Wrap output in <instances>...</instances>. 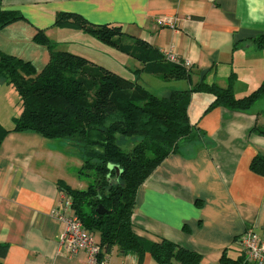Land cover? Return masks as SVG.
Segmentation results:
<instances>
[{
  "label": "crops",
  "instance_id": "0c3cea01",
  "mask_svg": "<svg viewBox=\"0 0 264 264\" xmlns=\"http://www.w3.org/2000/svg\"><path fill=\"white\" fill-rule=\"evenodd\" d=\"M0 9L24 18L0 31V52L29 62L37 73L49 61L48 49L34 42L38 31L59 51L91 62L93 52H104L106 45L90 35L53 26L58 13H72L93 25L120 27L126 45L139 39L189 61L191 81L179 91L201 81L225 88L233 73L234 95L242 98L264 79V50L252 44L264 33V0H0ZM164 16L174 18V27L157 24ZM142 76L167 83L141 74L139 84ZM212 100L192 95L189 119L205 140L157 167L138 188L131 218L137 236L195 251L199 264H220L224 250L234 260L241 257L235 241L247 230L264 241V177L249 168L255 156L264 158V137L251 132L264 129V98L244 112L217 107L204 114ZM20 114L17 92L0 82V127L8 131L0 143V245L8 246L1 263L87 264L85 253L59 251L64 226L53 216L61 196L57 181L85 190L71 175L73 166L74 172L82 166L79 154L66 143L56 148L35 133L11 131ZM108 260L137 264L117 248ZM143 264L155 263L146 254Z\"/></svg>",
  "mask_w": 264,
  "mask_h": 264
},
{
  "label": "trees",
  "instance_id": "16d2710c",
  "mask_svg": "<svg viewBox=\"0 0 264 264\" xmlns=\"http://www.w3.org/2000/svg\"><path fill=\"white\" fill-rule=\"evenodd\" d=\"M16 11L0 9V31L23 21ZM54 27L81 31L139 62L133 72L136 80L125 79L78 55L59 51L44 32L34 37L45 46L49 61L37 73L29 62L0 52V82L13 86L21 105L11 131L31 132L46 140H61L75 149L82 161L77 172L87 181L86 190H75L57 181V189L70 197L85 229L99 236V259L114 248L123 255H134L143 264L150 255L155 264H199V253L170 241L152 242L133 231L132 214L138 188L170 155L180 154L205 140L193 123L188 108L193 94H208L212 102L204 114L220 107L244 112L264 98V79L250 94L236 98L235 75L227 78L225 88L204 81L183 91L157 97L138 83L141 74L160 75L164 81H191L190 68L170 63L146 42L133 39L122 44L120 27L93 25L81 16L58 13ZM255 49L264 50V33L252 40ZM264 137V129L251 131ZM8 131L0 127V143ZM128 139L131 147L123 151L119 142ZM250 170L264 177V158L255 156ZM102 207L104 212L96 210ZM7 245H0V264ZM220 264H242L222 252Z\"/></svg>",
  "mask_w": 264,
  "mask_h": 264
},
{
  "label": "built area",
  "instance_id": "2783aa9c",
  "mask_svg": "<svg viewBox=\"0 0 264 264\" xmlns=\"http://www.w3.org/2000/svg\"><path fill=\"white\" fill-rule=\"evenodd\" d=\"M174 18L164 16L157 20L162 27H174ZM166 61L183 65L186 69L191 67L187 60H181L176 54L161 53ZM55 219L64 226L59 238V251L70 257H76L80 253L87 256V264H110L108 257L99 259V245L93 234L84 228L72 206V200L61 193L60 200L53 210ZM240 249L242 264H264V241L253 231L247 230L235 241Z\"/></svg>",
  "mask_w": 264,
  "mask_h": 264
},
{
  "label": "rangeland",
  "instance_id": "374dc122",
  "mask_svg": "<svg viewBox=\"0 0 264 264\" xmlns=\"http://www.w3.org/2000/svg\"><path fill=\"white\" fill-rule=\"evenodd\" d=\"M119 41L120 42L122 41L121 42L122 44H127V40L124 39L123 36L119 39ZM101 47L104 51L102 52V54L95 51L96 53H98L96 54L98 59L95 56V52L91 54V60H93V63L111 72H114L115 74L125 79L133 81L134 80L133 77L135 76L131 72H134L135 70L140 69L142 65L136 60L132 59L131 57L121 54L111 47H107V46H101ZM142 78L140 80V84L144 88H146V90H148L149 92H151L157 97H163L167 92H170V91H174V90L179 91L180 90L179 88H181V86L182 88H184V84H182L183 81L182 82L179 81L178 83L167 82L165 85V84H158L152 76H142ZM53 141H54V145L56 148H57V145H59L60 143H64L61 140H53ZM130 142L131 141H129L128 139L122 140L119 142V146L123 151H128L131 147ZM70 149L75 150L72 148ZM72 168L74 169H72L71 175L72 176L75 175L76 179H78L77 181H79L80 183L84 185L82 188L86 190L88 186L87 181L83 180L82 178H79L77 175V172H74L76 170L75 167L73 166Z\"/></svg>",
  "mask_w": 264,
  "mask_h": 264
},
{
  "label": "water",
  "instance_id": "95a60500",
  "mask_svg": "<svg viewBox=\"0 0 264 264\" xmlns=\"http://www.w3.org/2000/svg\"><path fill=\"white\" fill-rule=\"evenodd\" d=\"M96 212H97L98 214H102V213L104 212V209H103L102 207H99V208L96 210Z\"/></svg>",
  "mask_w": 264,
  "mask_h": 264
}]
</instances>
